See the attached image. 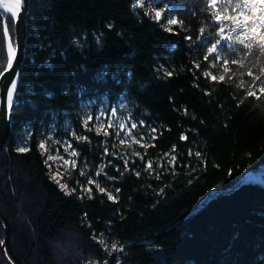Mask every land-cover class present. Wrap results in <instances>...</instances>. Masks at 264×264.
I'll use <instances>...</instances> for the list:
<instances>
[{
	"label": "trees",
	"instance_id": "1",
	"mask_svg": "<svg viewBox=\"0 0 264 264\" xmlns=\"http://www.w3.org/2000/svg\"><path fill=\"white\" fill-rule=\"evenodd\" d=\"M135 1L29 0L12 127L0 153L6 253L15 264H264V172L239 182L264 166V93L254 84L264 59L253 76L229 63V72L215 74L225 80L212 81L204 73L213 57L204 56L213 29L202 0H159L182 21L171 31ZM119 95L156 128V139L143 160L128 159V171L112 163L106 172L113 179L101 175L114 201L95 188L89 199L73 181L76 192L65 194L38 148L43 129L64 118L78 127L86 100ZM23 130L31 150L21 154L15 149ZM87 134L76 145L97 164L101 136ZM166 153L177 157L174 169L157 166ZM101 234L109 249L115 242L123 251L109 255L93 239ZM0 264H8L2 246Z\"/></svg>",
	"mask_w": 264,
	"mask_h": 264
},
{
	"label": "snow or ice",
	"instance_id": "2",
	"mask_svg": "<svg viewBox=\"0 0 264 264\" xmlns=\"http://www.w3.org/2000/svg\"><path fill=\"white\" fill-rule=\"evenodd\" d=\"M150 3L154 4L155 0H149ZM205 4V8L203 11L205 13L210 14L208 16L209 26L213 29L208 34L213 37L214 42H211L210 47H207V54L204 56V60L206 62L209 61V56L213 57V61L209 63V67H215L216 61H220L222 59V64L224 67V72L227 73L230 71L228 68L229 63L232 65H238L240 68H246L247 74L249 76H253L252 68L256 67L257 64L261 63V60L264 59V0H202ZM25 0H0V44H4L6 46V58L0 59V79L5 78L6 73H10L13 70L14 62L16 61L18 45L16 43V31L18 23L20 22L21 14L24 10ZM144 0H136V3L133 7H143ZM168 11L169 15L166 20L168 25H176L178 23H182V21H178L177 19L171 16L169 9H160L155 11V17L157 21L160 20L162 14ZM112 27V25H109ZM171 31L172 29H167ZM201 33H205L206 29L201 28ZM186 40H191V36H185ZM99 41V37H97ZM232 57L231 59H229ZM245 61H249L251 67H249ZM195 67L199 68V65H195ZM168 76L172 75V72H167ZM204 75L206 77L211 76L212 81L223 82L225 80L224 75H220L218 78L215 75H211L210 72H205ZM18 77L19 73H15L11 81L4 86L0 91L4 92L3 96H0V105L4 106L5 109V118L10 119L11 113L15 104V94L17 92L18 86ZM264 66L260 68V75L254 76V84L255 82H259L256 86L259 88V91L264 93ZM231 79V77H230ZM238 87H243V81ZM206 95L208 93H205ZM248 97L256 96V92L249 89L247 92ZM185 115H187V110L185 109ZM117 109L111 108L110 116H105V112H101L99 116L95 117V121L97 122L96 134H99L100 131L105 127L104 120H107L108 128H115V136L120 139V143H128L129 141L133 144L139 143L141 147L147 148L148 145L141 143L145 137L143 134L140 135L139 140H137L136 136L132 135V131L138 128L136 123H131L130 128L126 129V124L122 120H117L115 123L111 119V117H116ZM195 117H193L194 119ZM93 121V117L88 115L84 121L83 126L86 130L91 131L87 127V125ZM140 127H144V122H140ZM123 133V137L121 138V134ZM152 139L155 140L156 129H151ZM109 135L108 131H104V136L107 137ZM77 140H88L86 135H81L76 137ZM26 140V138H25ZM25 140H21L20 145L16 147L15 151L21 154L27 153L30 151V147L23 146L25 144ZM180 140H187V136L185 134H181ZM106 143V141H105ZM64 151L68 154L69 159H65L64 157L59 156V150H57V155H48L47 159L44 160L46 166L49 167L50 176L49 178L54 181L57 186L65 192V194L71 195L76 192V188L69 189L68 185L65 183H61V173L59 171L51 172V165H49V161H55L59 159L62 162V165L67 166L71 165L73 168L76 167V160L71 159V157H77L78 153L72 149V144L70 142H63ZM154 146V145H153ZM175 145H173V151H175ZM38 148L40 150L47 151L46 145L44 142H40L38 144ZM69 149H72L69 151ZM108 148L105 147L104 155H108ZM43 154V153H42ZM189 156L193 153L189 150ZM115 156V153H113ZM168 155L167 153L165 154ZM197 157L201 156V153L197 151L195 153ZM133 157H139L143 160V157L140 153L134 152L132 153ZM177 157L172 155L170 160L168 161L169 165L174 169L176 166ZM135 163V160L132 161ZM111 163L110 161L108 162ZM124 163V171H128V159L123 160ZM105 165L100 166L99 170L96 172V176H100L101 173L104 172ZM162 167V165H161ZM145 170H152V161H148L145 165ZM119 172L120 169L117 168ZM84 171L81 170L80 175H84ZM121 175L124 173L121 172ZM106 175V174H105ZM135 175L139 176L140 173L136 172ZM108 180L113 179V177H106ZM156 178H160V174H156ZM79 185V181H77ZM88 185H94L95 188L100 193H106L107 198L109 200H115L116 198L113 196L111 191H107L106 189L101 187L100 183L96 180L89 177ZM81 191L88 195L89 199H92V188L80 186ZM116 192H119L120 189H115ZM83 198V197H81ZM93 239L98 240V243L103 246L105 251L111 255L112 252L123 251L122 248H118L117 243H112L109 249V245L105 243L102 238L93 237ZM4 245V241L0 240V246ZM102 264H108L105 260Z\"/></svg>",
	"mask_w": 264,
	"mask_h": 264
},
{
	"label": "rangeland",
	"instance_id": "3",
	"mask_svg": "<svg viewBox=\"0 0 264 264\" xmlns=\"http://www.w3.org/2000/svg\"><path fill=\"white\" fill-rule=\"evenodd\" d=\"M158 1L159 0H155V3L152 4L149 2V0H144L143 7H139V8H141L144 14H146L150 19L157 20L155 17V11H158L160 9H166L163 4H158ZM168 15H169V12L165 11L159 20L161 21L162 27L166 30L169 28L172 29V26H173V25H168L166 23ZM171 16L176 19V17L173 14H171ZM215 64H216L215 67L210 68L209 72L211 73V75L222 73V71L224 70L223 64H219V61H216ZM113 107L117 109L116 117H111L113 122L115 123L117 120L124 121L126 124L125 130H127V128H130L131 123H136L138 128L132 131V135L136 136L137 140H139L140 135L143 134L145 139L141 143L149 146L151 144L152 135H153L151 133V129L154 128V126H152L149 123H146L145 119L142 116V112L137 111L136 105L132 103L124 95H119L116 99L112 101L109 100V98L107 97H102L100 101H96V99L86 100L80 107V111H79L78 118H77L78 127L75 126L74 123L70 119L64 118L61 122H57V123L53 122L48 127V129H43L39 143L44 142L46 145L47 151L40 150L41 154L43 153L42 155L45 158V160L47 159L48 155L56 156L57 150H59V156L64 157L65 159H69L68 154L64 151V148L62 146L63 142L65 141L70 142L72 144V149H74L78 153L77 157H71V159L76 160L75 168H73L71 165H67V166L62 165V162L59 159L55 161H49V165H51V172L59 171L62 176L61 183L67 184L69 189H72V187L69 186V183L71 181H73L75 184H77V181H79V185L78 184L77 185L79 189H81L80 186L82 185L83 180L85 181V184L82 186L95 188L94 185H88V179L89 177H91L92 179L99 182L101 187L106 189V192L111 191L110 189L111 184L106 185L104 181L101 179V175L103 174L104 176L108 177L106 168L112 163L114 164L113 168L115 171H117V168L121 169L120 166L116 162H113L112 158H115L122 162L124 159H130V161H133L134 157L131 155L132 153L134 152L143 153L145 151L146 148L141 147L139 143L133 144L129 141L128 143L121 144L120 139L115 136L116 129L108 128L106 119L104 120L105 127L100 131L99 134H96L97 122L95 121V117L99 116L102 111L105 112V116H110V110ZM88 115H91L93 117V121L87 125V127L91 129V131L86 130L85 127L83 126L84 121ZM141 121L144 122V127H140ZM104 131L109 132V135L107 137L104 136ZM87 132H91V133H94L95 135L101 136L99 146L102 148V153L99 154L101 160L97 164H93V157H87L86 155L80 157L81 152H80V149L76 145V142L84 141V140H77L76 137L81 136V135H86L88 137ZM29 134H30V131L28 130H23L21 132L20 134L21 136H19L17 139V143H16L17 147L21 146L20 142L21 140H25V138L26 140L23 146H27ZM122 137H123V133L121 134V138ZM105 147H107L109 150L107 156L104 155ZM72 149H69V151H71ZM113 153H115V156L113 155ZM124 155H126L127 158H125ZM171 156L172 154H168L167 156L163 155L157 161V166L161 167V165L162 166L169 165L168 161L170 160ZM109 161L111 162L110 164L108 163ZM102 165H105L104 172L101 173V175L97 177L96 172L99 170L100 166ZM124 168L125 166L122 167L120 171H124ZM81 170H83L85 173L83 176L80 175ZM152 171L153 170H150V172ZM263 172L264 170L257 171L254 173L251 172L253 174L250 176V178H255V177L259 178L260 174ZM212 193L213 192L209 193V196ZM118 248H122V247H118ZM118 253L119 251L112 252L111 255H117ZM85 264H98V262L97 260H90L86 262Z\"/></svg>",
	"mask_w": 264,
	"mask_h": 264
},
{
	"label": "water",
	"instance_id": "4",
	"mask_svg": "<svg viewBox=\"0 0 264 264\" xmlns=\"http://www.w3.org/2000/svg\"><path fill=\"white\" fill-rule=\"evenodd\" d=\"M28 6H29V0H25V4H24V10L21 14V18H20V22L18 23L17 26V31H16V43L18 45V51H17V57H16V61L14 62V67L12 72L10 73H6L5 74V78L0 79V89H3L4 86L6 84H8L11 79L13 78V75L15 73H19V77H18V83H19V78H20V64L23 60L24 57V50H25V36H26V13L28 10ZM18 87V86H17ZM4 92L0 91V96H3ZM15 99H16V94H15ZM11 126H12V113H11V117L10 119H6L5 118V109L3 105H0V153L3 150V148L6 145V142L8 140L10 131H11ZM262 168L260 167L258 170H261ZM255 171V172H256ZM250 173L249 175L245 176L244 178H242L239 182H241L242 180H245L247 178H249V176H251ZM228 191H231V189H229ZM2 250L4 253V257L6 258L8 264H15L7 255L6 250H5V241H4V245L2 246Z\"/></svg>",
	"mask_w": 264,
	"mask_h": 264
},
{
	"label": "bare ground",
	"instance_id": "5",
	"mask_svg": "<svg viewBox=\"0 0 264 264\" xmlns=\"http://www.w3.org/2000/svg\"><path fill=\"white\" fill-rule=\"evenodd\" d=\"M262 169L261 170H258V171H262V170H264V166H262L261 167ZM259 169V168H258ZM256 171V170H255ZM255 171H253V173L255 172ZM257 172V171H256ZM252 175V174H251ZM247 176V175H246ZM244 178V177H243ZM247 179H250V176H249V178H247Z\"/></svg>",
	"mask_w": 264,
	"mask_h": 264
}]
</instances>
